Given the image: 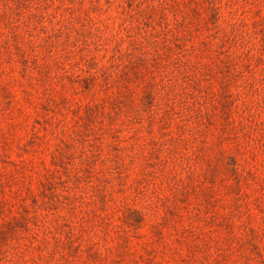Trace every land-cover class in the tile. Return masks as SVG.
Masks as SVG:
<instances>
[{"label":"rangeland","instance_id":"374dc122","mask_svg":"<svg viewBox=\"0 0 264 264\" xmlns=\"http://www.w3.org/2000/svg\"><path fill=\"white\" fill-rule=\"evenodd\" d=\"M0 264H264V0H0Z\"/></svg>","mask_w":264,"mask_h":264}]
</instances>
